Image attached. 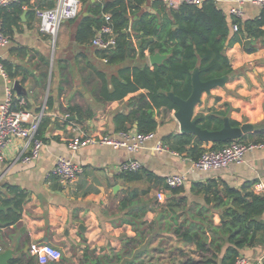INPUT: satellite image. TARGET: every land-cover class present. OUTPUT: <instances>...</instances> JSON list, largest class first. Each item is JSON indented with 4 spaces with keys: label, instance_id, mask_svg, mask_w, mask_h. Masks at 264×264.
Returning <instances> with one entry per match:
<instances>
[{
    "label": "crops",
    "instance_id": "obj_1",
    "mask_svg": "<svg viewBox=\"0 0 264 264\" xmlns=\"http://www.w3.org/2000/svg\"><path fill=\"white\" fill-rule=\"evenodd\" d=\"M53 1L30 0L20 13L15 11L18 3L0 6L11 17L2 21L11 38L0 45V61L9 64L7 73L12 72L15 76L11 78L22 84L24 93L18 95L27 100V108L34 113L44 111L40 135L45 143L39 159L25 165L20 161L24 142L15 139L0 162L2 252L13 251L11 264H39L30 252L34 243L52 244L62 251V259L51 264H94L100 259H108L110 264H230L235 258L231 237H243L247 225L231 223L230 209H240L245 203L236 201L229 191H239L246 197L247 193L264 196V187L257 188L260 183L264 186V147L247 152L242 162L210 171H192L188 150L158 153L152 150L153 142L137 154L100 145L71 151L68 138L73 135L69 130L73 123L88 134L136 130L139 120L127 116L151 103L148 91L106 101L100 75L110 79L121 67L153 69L150 52L146 50L144 58L139 55L141 33L135 28L142 12L157 10L151 0L140 6L129 27L137 52L111 66L91 39L80 38L82 18H95L94 10L103 1L83 0L79 16L62 23L55 39L39 32L35 14L36 7H48ZM213 1L226 15L231 35L240 37L224 48L235 74L225 86L214 87L211 95L202 94L195 115L222 113V118L228 116L240 124L262 122L264 23L259 36L235 32L230 10L239 5L238 0ZM242 7V21L260 19L264 14L263 7L249 1ZM163 14L160 12V17ZM167 56L169 59L171 54ZM109 89L113 90L111 83ZM4 100L5 78L0 72V107ZM75 107L81 108L80 115L73 111ZM154 111L158 138L171 145L175 136L182 134L176 109L161 106ZM212 145L209 142L204 147ZM60 156L83 167L73 186L62 185L52 175ZM129 158L142 163L141 180L129 181L120 171V164ZM185 172L183 186L173 189L165 183L168 175ZM158 177H162V183L155 186ZM149 187V194L141 193ZM134 189L139 196L132 199L133 204L127 201L128 206L122 209V201ZM159 191L165 195L162 201L155 197ZM258 221L264 223V214ZM249 234L254 236L253 242L244 245L238 254L248 257L249 264H264V229L252 227ZM127 239L134 240L128 243Z\"/></svg>",
    "mask_w": 264,
    "mask_h": 264
},
{
    "label": "trees",
    "instance_id": "obj_2",
    "mask_svg": "<svg viewBox=\"0 0 264 264\" xmlns=\"http://www.w3.org/2000/svg\"><path fill=\"white\" fill-rule=\"evenodd\" d=\"M102 1L103 4L94 10L95 18L89 16L82 18L80 38L82 37L83 40L91 39L93 44L94 39L106 24L105 15L110 14L113 27L112 36L115 38V44L106 50L97 47L96 49L102 54V58L108 60L111 66H116L137 52L132 45V35L129 33L130 22L135 15L139 14L140 6L148 0ZM29 3L30 0H21L20 3L16 4L15 11L20 13L22 6L29 5ZM55 4L56 1H53L47 8H52ZM152 7L157 10V13L144 11L136 21L135 30L139 34L141 33L139 35L141 37L138 46L139 55L144 58L145 51L148 50L150 54L160 52L164 55L171 54V57L162 64L154 65L153 69L149 66L121 67L118 69V74L111 75L110 79H107L105 74L100 75L103 79L102 94L106 101L122 100L128 94L139 90L148 91L151 103L147 104L144 109L127 116L129 120H139L136 130L142 133H149L158 129L159 124L155 117V108L166 106L177 109L176 104L167 96V92L174 91L183 98L190 95L192 91V72L197 66L200 67V76L203 81L235 74L224 48L227 44H234L240 38L238 34L231 35V25L226 15L213 0H206L200 5L184 4L178 10L169 9L161 1H154ZM158 10L164 12L161 17ZM100 15L101 17H99ZM7 18H11L10 15L3 13V9H0V22L6 21ZM233 22L240 25L238 33L259 36L263 32L260 27L264 23V14L260 19L249 21L235 19ZM253 48L249 50L251 51ZM7 65L8 67H6ZM7 65L4 64L6 69L9 68L8 63ZM10 75L15 76L12 72H10ZM110 83L113 90L109 89ZM73 109L79 115L82 113L80 107ZM218 115L214 113L199 114L201 126L208 129L221 128L224 117L222 118V113H218ZM232 125L238 126L240 123L232 120ZM263 134L264 131L251 133L237 141L259 143L263 141ZM39 136L42 138L40 129ZM175 137V142L171 145L164 142L174 151L181 153L188 150L189 154L187 156L191 159H198L207 149L204 147L205 143L193 134L184 133ZM232 142L214 143L213 148H222ZM143 172L142 169L136 172H127L125 177L129 181H138L142 179ZM161 183L162 177H158L155 186ZM151 189L152 187L143 189L141 193L149 194ZM229 194L239 203H245L240 209H234L235 207L230 209L231 223L234 226L247 225L243 237H231L234 243L232 250L235 253V258L230 263L232 264L240 256L238 250L253 242L254 236L249 234L251 228L263 227L264 229V223L260 224L258 221V218L264 214V196L247 193L246 197L236 190H230ZM138 196L137 189L131 190L129 197H125L122 201L121 208L124 209L128 206L127 201L133 204L132 199ZM7 202L9 200H6ZM17 204L20 203L17 201ZM133 240L127 239V242ZM94 264H110V261L100 259Z\"/></svg>",
    "mask_w": 264,
    "mask_h": 264
},
{
    "label": "built area",
    "instance_id": "obj_3",
    "mask_svg": "<svg viewBox=\"0 0 264 264\" xmlns=\"http://www.w3.org/2000/svg\"><path fill=\"white\" fill-rule=\"evenodd\" d=\"M161 1L169 9L178 10L184 4L200 5L204 0H151ZM249 1L264 8V0H238L237 6L230 10V14L235 19H242L244 9L242 5ZM21 0H0V6L12 3H20ZM83 6L82 0H56L52 8L36 7L35 14L38 19V30L55 39L58 35L60 26L65 21L75 19L81 13ZM106 24L101 32L93 41V45L99 49L106 50L115 44V38L112 36L113 27L111 24V15H105ZM235 32L240 30L237 22L232 23ZM11 35L7 33L2 22H0V45H5L10 41ZM0 72L5 78V100L0 107V162L6 158V151L14 143L15 139H22V152L20 161L25 164H32L39 159L42 149L45 145L39 136V129L44 117V111L34 113L27 108V100L20 97L15 89L16 80L11 78L7 70L0 61ZM71 135L68 138V148L71 151H78L88 145L111 146L116 149H126L132 154H137L145 149L149 142H153L152 150L158 153L170 152L177 153L158 138L156 131L142 133L134 129H122L115 133L88 134L83 127L78 124L69 126ZM264 147V143L238 142L237 140L223 146L222 148L207 147L206 151L198 159H191L190 169L192 171H210L223 169L231 163L242 162L245 154L254 149ZM142 163L135 158H129L122 162L119 169L122 173L136 172L142 169ZM83 172V167L74 163L65 156L58 157L53 169L52 175L57 177L62 185L73 186ZM187 174L174 173L165 178V183L169 188H178L185 184ZM263 184L257 185L259 190L263 189ZM165 195L162 191L157 193L159 201L164 200ZM3 249L0 247V253ZM30 252L37 258L39 264H51L62 259V251L52 244L34 243L30 246ZM250 259L245 256H239L232 264H249Z\"/></svg>",
    "mask_w": 264,
    "mask_h": 264
},
{
    "label": "water",
    "instance_id": "obj_4",
    "mask_svg": "<svg viewBox=\"0 0 264 264\" xmlns=\"http://www.w3.org/2000/svg\"><path fill=\"white\" fill-rule=\"evenodd\" d=\"M250 44V41H247ZM168 58L160 52L149 56L152 65L162 64ZM231 75H224L203 81L200 76V67L197 66L192 72V91L187 98L177 95L174 91L167 92V96L176 104V119L180 124L182 134L188 133L195 135L204 143H220L227 141H235L245 135L264 131V121L259 123H243L238 126L232 125L230 117L223 118V126L219 129L203 128L200 124V117L195 115V107L202 101V94L206 92L211 95L214 87L225 86ZM15 89L18 94L24 93V88L20 81L15 82ZM0 205V209H3ZM82 228V227H81ZM11 249H7L0 253V264H11L14 259Z\"/></svg>",
    "mask_w": 264,
    "mask_h": 264
},
{
    "label": "rangeland",
    "instance_id": "obj_5",
    "mask_svg": "<svg viewBox=\"0 0 264 264\" xmlns=\"http://www.w3.org/2000/svg\"><path fill=\"white\" fill-rule=\"evenodd\" d=\"M199 114H200V113H198V115H199ZM198 115H197V116H198ZM155 197H157V193H156V196H155Z\"/></svg>",
    "mask_w": 264,
    "mask_h": 264
}]
</instances>
